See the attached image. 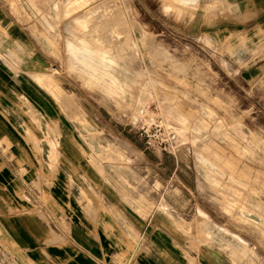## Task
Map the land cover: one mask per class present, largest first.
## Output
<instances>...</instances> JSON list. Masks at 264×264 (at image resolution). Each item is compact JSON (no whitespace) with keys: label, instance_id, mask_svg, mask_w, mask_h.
<instances>
[{"label":"rangeland","instance_id":"obj_1","mask_svg":"<svg viewBox=\"0 0 264 264\" xmlns=\"http://www.w3.org/2000/svg\"><path fill=\"white\" fill-rule=\"evenodd\" d=\"M263 6L0 0V264H264Z\"/></svg>","mask_w":264,"mask_h":264},{"label":"crops","instance_id":"obj_2","mask_svg":"<svg viewBox=\"0 0 264 264\" xmlns=\"http://www.w3.org/2000/svg\"><path fill=\"white\" fill-rule=\"evenodd\" d=\"M169 1L174 3L176 6L180 7V6H186L189 3L194 2L195 0H180L179 2L177 0H169ZM263 9H264V6H263ZM257 18H259V20H260V17H257ZM261 23L264 24V17H263ZM194 76H195L194 78L198 79V76H196L195 74H194ZM109 225L112 227L111 230H113V232L117 231V228L114 225H112L111 223H109ZM1 228H2V226H1ZM3 228H5L7 233H10L12 235V239L14 240V241H12L10 243L11 245L7 246L8 248H12L13 250H15L14 252L16 253L15 254L16 257H13L10 263L11 264H33L32 262L34 260H32L29 257L30 253H28L29 256L27 258H25V259H27V261L24 258L23 259L20 258L21 256L24 257V255H25L24 252L25 251L22 250V252H20V250H19V248H21L19 245L21 243L24 244V242L23 241L21 242V239H20V235L19 234H20L21 230H20L19 226L15 225L14 223H11V225L6 224ZM78 239H80L81 241L83 240L81 237L78 238ZM107 242H108V247L109 248H113V247L118 246V243H117L115 237L114 238H110V240H107ZM65 250L66 251H64V252L67 255V257L64 258V262H65L64 264H100L99 262L97 263L94 260L89 259L85 254L80 252L76 247H74L71 244H70V246H66ZM20 261H22V263ZM141 262H142V264L143 263H145V264L149 263L146 260L141 261ZM152 264H154V263H152Z\"/></svg>","mask_w":264,"mask_h":264},{"label":"bare ground","instance_id":"obj_3","mask_svg":"<svg viewBox=\"0 0 264 264\" xmlns=\"http://www.w3.org/2000/svg\"><path fill=\"white\" fill-rule=\"evenodd\" d=\"M177 1H180V0H177ZM69 43H71V42H69ZM69 46L71 47L70 44H69ZM73 47H74V46H73ZM109 47H110V46H109ZM71 48H72V47H71ZM104 48H105V47H104ZM85 49H86V48H85ZM70 50H71V49H70ZM119 50H120V49H119ZM71 51H73V50H71ZM71 51H70V53H72ZM74 51H75V50H74ZM84 52L86 53V55H88V56L90 55L89 52H86V51H84ZM92 52H93V51H92ZM103 58H105V57H103ZM107 58H108V56H107ZM96 59H97V58H96ZM105 59H106V58H105ZM112 60H113V59H112ZM50 79H51V78H50ZM51 80H52V79H51ZM48 81H49V80H48ZM50 83H51V82H50ZM52 84H53V83H52ZM54 84H56V83H54ZM179 133H180V132H179ZM182 136H183V135H182Z\"/></svg>","mask_w":264,"mask_h":264}]
</instances>
